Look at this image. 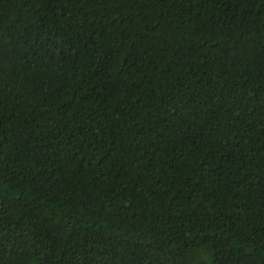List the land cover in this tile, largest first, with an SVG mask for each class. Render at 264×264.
Here are the masks:
<instances>
[{"label":"trees","instance_id":"trees-1","mask_svg":"<svg viewBox=\"0 0 264 264\" xmlns=\"http://www.w3.org/2000/svg\"><path fill=\"white\" fill-rule=\"evenodd\" d=\"M0 264H264V0H0Z\"/></svg>","mask_w":264,"mask_h":264}]
</instances>
